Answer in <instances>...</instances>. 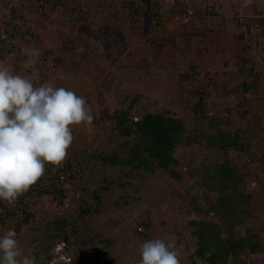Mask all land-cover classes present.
Segmentation results:
<instances>
[{
  "label": "rangeland",
  "instance_id": "obj_1",
  "mask_svg": "<svg viewBox=\"0 0 264 264\" xmlns=\"http://www.w3.org/2000/svg\"><path fill=\"white\" fill-rule=\"evenodd\" d=\"M155 3L149 0H0V30L14 24L19 36L17 51L0 50V67L6 66L14 74L29 77L37 87L52 84L48 74H55L62 84L55 81L52 86L64 87L84 97L93 116L91 124L72 126L74 142L65 161L68 173L61 190L43 194L33 185L12 205L0 201V236L14 229L20 247L26 255L34 256L37 264H51L54 258V241L47 243L50 250L43 249L40 243L47 223L57 217L69 221L64 234L69 244L66 243L64 253L74 263L99 255L113 264H138L139 246L159 238L180 252L181 264H205L193 256L196 239L190 222L221 223L220 217L209 210L219 193L207 190L201 183L205 173L212 172L225 157L240 171L241 186L251 197L249 215L243 225L235 228L234 235L243 237L249 233L257 236L261 245L256 253L242 251L234 263L227 264H264V145L260 141L252 145V140L264 137V101L260 100L264 96L251 97V103L245 104L242 102L245 98L241 94L235 97L233 90L229 93L230 100L222 104L203 98L193 83L189 91H195L194 97H182L177 105L159 106L138 86L136 105L132 112H127L130 121L160 111L159 115H174L184 123L181 139L173 152L178 161L175 167L178 177L172 178L160 169L149 171L132 169L130 165L104 164L101 159L115 153L124 161L137 137L118 134L113 115L125 111L121 110L124 107L118 105L110 92L107 103L104 95L108 92L101 86L102 81L108 85L112 78H121L120 73L112 71L101 79L100 69L87 74V63L105 62L110 67L107 64L111 60H119V65L126 67V60L134 54L141 68L150 56L151 61L166 58L161 49L169 50L172 39L167 41V36L165 40L156 36L142 39V32L146 35L152 31L149 22L144 24L142 20L143 12L150 13L153 26L162 17ZM8 4L12 7L8 8ZM186 11L181 9L166 15L170 19L176 15L181 18ZM251 22L264 30V19L254 18ZM37 25L44 27L37 30ZM143 25L145 29H139ZM24 33L34 39L39 37L40 43L35 46L27 43L26 49L22 45ZM260 35L256 31L247 46L248 54L237 58L249 71V81L243 79L238 86L243 83L239 87L247 91L250 88L245 85L249 84L256 95H264V76L260 72L264 66V41ZM30 59L35 63L26 68ZM187 77L183 75L181 79ZM96 78L101 80L98 84ZM84 92L88 93L82 95ZM252 111L256 112L252 114ZM218 132L228 135V141L237 139V144L225 151L216 146L207 147L209 139L216 138ZM20 218H26V224ZM138 227L142 230L138 231ZM103 239L110 241L108 247ZM102 252L106 253L105 257Z\"/></svg>",
  "mask_w": 264,
  "mask_h": 264
},
{
  "label": "crops",
  "instance_id": "obj_2",
  "mask_svg": "<svg viewBox=\"0 0 264 264\" xmlns=\"http://www.w3.org/2000/svg\"><path fill=\"white\" fill-rule=\"evenodd\" d=\"M149 1L156 2L154 5L156 6L157 4L159 14H161L162 17H159L160 22L158 25L155 26L154 24L153 26L152 23L154 21H152L150 13L146 11L143 12L144 15L142 20L144 24L149 22V28H151L152 31L150 30L148 32L149 35L147 33L145 35L144 32L141 31L143 34L142 39L146 40L145 37L147 36H149V39L156 36L165 40L167 36V41H170V39L173 40L171 48L169 50L161 49L166 58L151 61L153 59L150 56V60L146 59L143 66L141 65V68L137 66L134 54L131 58L126 60V63H128L126 67L119 65V60H114V62L111 60V62L107 64L110 67L106 66L105 62L97 64L93 60H90L89 63H87V70L85 69L87 74L92 72L93 69L94 71L100 69L102 75L101 79L112 71L118 72L121 75L119 79L116 77L112 78L108 82V85H104L102 81V89L108 92H105L107 94L106 96L104 95L107 103L108 94L111 93L110 95L115 99L118 105L124 107L121 110L132 112L136 105L135 102H137L136 94L138 93L137 87L139 86L145 90L147 96H152L154 100H156L154 104L158 103L159 106L166 103L177 105L180 103L179 101L183 100L182 97H194L196 95L195 91H192V93L189 91V86H193V83L198 87V90L202 92L201 96L203 98L209 97L211 101H217L218 103L222 102V104L230 100L229 93L233 90H235V92H233L235 97L241 94V97L243 96L245 98L243 100L241 98L242 102L245 104H247L248 101L251 103L249 100L251 97L256 96L258 98L264 96L260 93L258 95L253 93L254 88L249 84L245 85L247 88H250L247 91L239 87L243 86V83L238 86L239 82L243 79L249 81V71L246 70L247 66L243 67L237 60L238 56L248 54L246 53L247 46H249L251 41L250 38L246 39L241 34V25L243 22L252 23L251 21L254 18L264 19V0ZM151 5L152 3L150 6ZM181 9L194 11L195 15L190 23L184 24L177 15L173 19H170L168 14L166 15V13L171 14L172 12L176 14ZM147 15H150V17ZM149 19H151V21H149ZM38 24H40V22H38ZM37 26V30L44 27H40V25ZM166 28H168L169 31ZM139 29L144 30L145 25L141 26ZM258 32H261L259 37L260 40L264 41V30L261 31L258 29L257 33ZM40 39H42V37H40ZM40 41L39 37L34 39L31 35L24 33L22 45L27 49V43L29 45L33 43L32 46H35V44L40 43ZM51 43L49 45H52ZM161 48L164 47L161 46ZM55 50L54 48L53 52ZM26 51L27 50H24V52ZM66 58L67 57L64 59ZM71 63L74 64L76 61H71ZM83 64L85 67L86 63ZM103 71L104 74H102ZM260 72L262 76H264V66L260 68ZM183 75L184 77H188L181 79ZM48 76L51 78H49V81H51L52 84L55 81L62 84L55 74L49 73ZM96 79L99 80V78ZM100 81L101 80H99L97 84ZM65 83L67 82L63 84ZM64 86L67 87V84ZM182 88L187 89V92L182 90ZM86 93L84 92L82 95ZM124 93H126V96ZM262 99L264 98H260L261 101H264ZM153 112L154 114H162L160 111ZM172 112L176 111L172 110ZM252 112V114H254L256 111ZM252 114L250 113L249 115Z\"/></svg>",
  "mask_w": 264,
  "mask_h": 264
},
{
  "label": "clouds",
  "instance_id": "obj_3",
  "mask_svg": "<svg viewBox=\"0 0 264 264\" xmlns=\"http://www.w3.org/2000/svg\"><path fill=\"white\" fill-rule=\"evenodd\" d=\"M12 7V6H11ZM35 63L29 60L25 67ZM84 97L50 83L32 80L0 67V201L12 205L44 175L46 165L62 167L74 142L72 126L91 124ZM14 229L0 236V264H37L26 255ZM60 241L51 264H71ZM138 264H181L180 252L163 239L139 246Z\"/></svg>",
  "mask_w": 264,
  "mask_h": 264
},
{
  "label": "trees",
  "instance_id": "obj_4",
  "mask_svg": "<svg viewBox=\"0 0 264 264\" xmlns=\"http://www.w3.org/2000/svg\"><path fill=\"white\" fill-rule=\"evenodd\" d=\"M113 116L118 134L124 137L135 135L137 141L129 147V157L124 161L114 153V155L101 158L104 164L130 165L132 169L149 171L160 169L168 172L172 178L178 177L175 170L178 161L174 158L173 152L184 131L183 121L174 115L162 116L151 113L144 114L136 121H130L126 111H120ZM129 122L131 124L128 125ZM216 139H218V144H216ZM236 140L228 141V135L218 132L216 138L214 137L212 141L209 139L207 147L216 146L219 150L225 151L228 147L237 144ZM242 183L243 176L227 157L222 163L217 164L212 172L205 173L202 186L219 193L218 199L210 205L209 210L220 217L221 223L207 220L190 222L193 227L192 234L196 239V249L193 255L195 259L202 260L205 264H227L229 261L234 263L237 254L242 251L254 254L260 250L261 245L257 236H251L249 233L243 237L234 235L235 228L243 225L249 215L248 205L251 197L244 192ZM196 210L199 208L196 207ZM20 220L22 224L27 222L26 218H20ZM68 225L69 221L66 218L58 217L47 223L42 233L43 242L40 243L43 249H51V246L47 245L49 241H54L56 244L63 240L65 244H69L64 235ZM102 242H105L107 247L110 245L108 239H103ZM100 254L106 256L105 252ZM230 256L232 258L229 260ZM71 264L113 263L106 258L102 260L98 255L92 259L86 258L81 263L71 262Z\"/></svg>",
  "mask_w": 264,
  "mask_h": 264
},
{
  "label": "built area",
  "instance_id": "obj_5",
  "mask_svg": "<svg viewBox=\"0 0 264 264\" xmlns=\"http://www.w3.org/2000/svg\"><path fill=\"white\" fill-rule=\"evenodd\" d=\"M11 8V4L7 5ZM194 17V11L187 10L183 13L181 19L184 24L190 23L191 19ZM259 25L257 23L243 22L241 25V34L246 38H251L255 35ZM19 46V36L18 27L14 24H10L9 27L0 30V50L6 51H17ZM262 143L264 145V137L260 140H252V145L255 146L256 143ZM247 162L250 160L247 158ZM68 173V165L64 162L62 167L53 170L51 165H46L45 175L35 184L36 189L43 194L54 193L61 190L66 183ZM138 231L142 228L138 227Z\"/></svg>",
  "mask_w": 264,
  "mask_h": 264
}]
</instances>
